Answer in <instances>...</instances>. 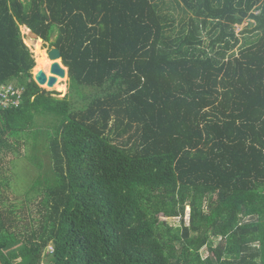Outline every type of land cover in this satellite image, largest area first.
I'll use <instances>...</instances> for the list:
<instances>
[{
    "label": "trees",
    "instance_id": "1",
    "mask_svg": "<svg viewBox=\"0 0 264 264\" xmlns=\"http://www.w3.org/2000/svg\"><path fill=\"white\" fill-rule=\"evenodd\" d=\"M22 27L60 51L63 97ZM0 84L21 91L0 156L26 150L42 208L0 211L5 264H264V0H0Z\"/></svg>",
    "mask_w": 264,
    "mask_h": 264
},
{
    "label": "rangeland",
    "instance_id": "2",
    "mask_svg": "<svg viewBox=\"0 0 264 264\" xmlns=\"http://www.w3.org/2000/svg\"><path fill=\"white\" fill-rule=\"evenodd\" d=\"M173 17L175 20V23L179 22V18L181 17V14L179 12H176L173 14ZM188 17L190 15L188 14ZM187 17V18H188ZM251 22V21H248ZM246 23H244L241 26H235V32L239 34L240 30L243 26H245ZM27 28H21V34L23 35V40L27 46H29L31 49H33V58L34 62L36 60V51L34 42L39 39L36 38L35 35H33L30 31L26 32ZM168 35V34H167ZM202 39L204 40L203 48H206L207 46V37L205 35L202 36ZM241 41L243 40V37L239 38ZM54 41V38H52L51 42ZM37 46V44H36ZM39 50L43 51V56L46 58L45 54L47 55V52L52 48L49 43H46L39 39L38 42ZM207 49V48H206ZM238 51V45L230 52L227 53V56L231 53L236 54ZM36 65V63H35ZM34 69V68H33ZM32 78L34 76L33 71H31ZM60 80H64L62 83L65 85V92L63 94L54 91V90H47L44 87V85L39 86L41 89L45 90L49 93H55L59 95H53L54 97L61 98L63 97L67 91H68V84H69V78L67 76L65 78H59ZM46 85V84H45ZM50 88V87H49ZM43 119H37L36 123L38 125H41L42 128H46L47 126H50L51 123L48 121V125L43 124ZM17 154V157H13L12 154L9 152L8 154L1 153L0 156V211L2 214L9 213L11 210L14 212L13 216H15V221L18 228L20 229L22 226V223L20 218H25L26 216L29 217L31 214V218H39L38 212L42 210V208H39L38 201L41 197L40 193H37V189L34 188V190H31V193L28 195L25 194L27 190L30 191V186L32 185V179H34V176L36 174V168L31 166L29 161H27L26 157L30 156L26 153V150L21 149L19 151H14ZM31 154V153H30ZM46 155H42L43 161L46 165H51L50 159H48L47 153ZM35 170V171H34ZM1 182L3 185H1ZM32 188V186H31ZM28 191V192H29ZM36 192V193H35ZM32 199H35V201H31ZM12 214V213H11ZM161 221H165L168 223L169 226L177 227L179 226V219L178 218H171L167 219L160 216ZM183 222L188 225L189 223V208H185V215L183 218ZM21 230V229H20ZM212 244L215 246L218 244V239H212ZM17 247V245H16ZM15 247V248H16ZM12 247L10 249L5 250V252H12ZM51 250V247H48V251ZM200 255L204 258L207 255L206 249H202L200 251Z\"/></svg>",
    "mask_w": 264,
    "mask_h": 264
},
{
    "label": "water",
    "instance_id": "3",
    "mask_svg": "<svg viewBox=\"0 0 264 264\" xmlns=\"http://www.w3.org/2000/svg\"><path fill=\"white\" fill-rule=\"evenodd\" d=\"M47 56L52 62L50 67L51 76L47 77L46 74L40 70L33 76V80L38 86L46 84L48 87H53L58 77L65 78L67 76L68 78V70L62 65L61 53L57 48H51L47 52ZM0 264H2L1 261Z\"/></svg>",
    "mask_w": 264,
    "mask_h": 264
},
{
    "label": "bare ground",
    "instance_id": "4",
    "mask_svg": "<svg viewBox=\"0 0 264 264\" xmlns=\"http://www.w3.org/2000/svg\"><path fill=\"white\" fill-rule=\"evenodd\" d=\"M26 32H29V30L26 29ZM39 39H37L34 42L35 48L37 49V51H36L37 57L35 60L36 65H35L34 69H32V71H33V74L35 75L37 71L42 70L46 74V76L49 77V76H51L50 67H51L52 62L49 60V58L46 54H45L46 58L43 56V51L39 50V46H38ZM36 44H37V46H36ZM63 81L64 80H60L58 77L57 82L55 83V85L53 87L49 88L47 85L44 84L43 88H45V89L48 88L47 90H54V91H57V92L63 94L66 90L65 85L62 83Z\"/></svg>",
    "mask_w": 264,
    "mask_h": 264
},
{
    "label": "built area",
    "instance_id": "5",
    "mask_svg": "<svg viewBox=\"0 0 264 264\" xmlns=\"http://www.w3.org/2000/svg\"><path fill=\"white\" fill-rule=\"evenodd\" d=\"M20 93L21 91L15 89L12 85L0 84V107L8 108L11 105L17 106Z\"/></svg>",
    "mask_w": 264,
    "mask_h": 264
},
{
    "label": "flooded vegetation",
    "instance_id": "6",
    "mask_svg": "<svg viewBox=\"0 0 264 264\" xmlns=\"http://www.w3.org/2000/svg\"><path fill=\"white\" fill-rule=\"evenodd\" d=\"M16 247V245L15 246H12V253L14 254V252L17 250V248H15ZM10 253L9 252H5V251H3L2 253H1V255H0V261H1V263L2 264H5V262H4V260H3V257H7L8 255H9ZM3 256V257H2ZM16 257L14 258H12V264H15L16 263Z\"/></svg>",
    "mask_w": 264,
    "mask_h": 264
},
{
    "label": "clouds",
    "instance_id": "7",
    "mask_svg": "<svg viewBox=\"0 0 264 264\" xmlns=\"http://www.w3.org/2000/svg\"><path fill=\"white\" fill-rule=\"evenodd\" d=\"M25 28V27H24ZM188 208V207H187Z\"/></svg>",
    "mask_w": 264,
    "mask_h": 264
}]
</instances>
